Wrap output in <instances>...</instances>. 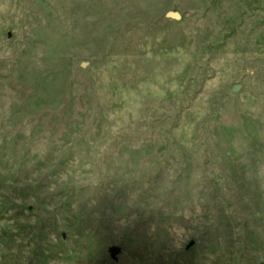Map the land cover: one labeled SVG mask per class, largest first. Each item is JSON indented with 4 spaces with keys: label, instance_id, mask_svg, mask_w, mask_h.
<instances>
[{
    "label": "rangeland",
    "instance_id": "374dc122",
    "mask_svg": "<svg viewBox=\"0 0 264 264\" xmlns=\"http://www.w3.org/2000/svg\"><path fill=\"white\" fill-rule=\"evenodd\" d=\"M0 264H264V0H0Z\"/></svg>",
    "mask_w": 264,
    "mask_h": 264
},
{
    "label": "water",
    "instance_id": "95a60500",
    "mask_svg": "<svg viewBox=\"0 0 264 264\" xmlns=\"http://www.w3.org/2000/svg\"><path fill=\"white\" fill-rule=\"evenodd\" d=\"M169 19L178 21L180 20V15L179 14H169L168 15ZM121 250L119 248H112L110 250V255L113 260H116L117 256L120 254Z\"/></svg>",
    "mask_w": 264,
    "mask_h": 264
}]
</instances>
